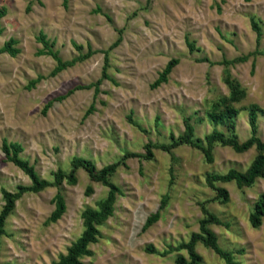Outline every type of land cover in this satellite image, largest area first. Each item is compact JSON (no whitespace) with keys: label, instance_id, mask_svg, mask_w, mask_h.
Segmentation results:
<instances>
[{"label":"rangeland","instance_id":"1","mask_svg":"<svg viewBox=\"0 0 264 264\" xmlns=\"http://www.w3.org/2000/svg\"><path fill=\"white\" fill-rule=\"evenodd\" d=\"M1 9L0 49L13 39L18 53H0V213L2 190L18 197L0 236V264L57 263L82 235L83 211L108 197V184L119 189L112 214L96 226L81 264L188 260L179 246L201 233L208 215L216 222L205 228L234 264H264V170L250 186L209 180L245 173L256 158L254 147L223 143L251 138V106L254 135L264 142V0H0ZM41 34L63 62L90 55L53 74L55 60L39 55ZM235 88L241 95L229 118L222 101ZM214 132L224 141L209 149ZM3 142L20 145L18 157L44 189L21 193L31 180ZM75 158L96 177L114 170L96 181L73 168ZM57 194L65 211L52 222ZM194 250L198 264H225L202 240Z\"/></svg>","mask_w":264,"mask_h":264},{"label":"trees","instance_id":"2","mask_svg":"<svg viewBox=\"0 0 264 264\" xmlns=\"http://www.w3.org/2000/svg\"><path fill=\"white\" fill-rule=\"evenodd\" d=\"M5 13L6 11L4 9L0 10V36L3 32V28L1 26V19L5 16ZM253 27L255 28V30H257L255 23H253ZM38 41L43 46V49L39 52V55H49L56 62V67L53 71V74L63 71L67 67L75 64L76 61L85 59L90 55L89 53L85 57L78 58V60H73L71 62H63L58 57L57 53L51 50L49 43L44 35L41 34L38 38ZM15 43L16 42L13 39H10L0 49V53H7L8 55L14 57L18 53V50L14 48ZM174 63L175 61H172L167 64L164 71L160 74L159 78L155 82V86H158L166 81V77L170 73L172 67L174 66ZM37 80L32 81L30 83V86L35 85L37 83ZM240 95L241 92L235 88L232 91L231 98L227 101L226 100L222 101V103L225 106V113L229 118H231L234 114L233 103L239 99ZM256 109L257 108L255 106H251L249 109V117L251 121V128L253 135L245 143L239 144L234 139L224 141L217 132H214L209 137L207 142L209 149L212 147V143L216 140L224 141L223 142L224 144L231 146L236 151H243L251 147H254L257 152V156L254 159L253 163L245 173L229 171L224 176L209 177V180L234 181L239 186H243V185L250 186L254 182L255 178L258 177L264 170V142H262L254 135L256 132V126H255ZM192 133H193V128L187 122H185L184 138L186 141H189V139L192 137ZM2 151L6 155L7 159L10 162H12L15 166H17L31 180L32 186L28 188H21V193H24L26 191L37 193L47 186V183L45 181L39 179L38 175L34 172L33 168L29 166L27 162L21 160L18 157L19 153L22 151L20 145L15 143L10 144L7 142H3ZM208 157H210V155H208ZM72 166L74 169L79 167L84 168L93 180L103 181L105 183H106L107 175L112 170H114V166L106 167L102 170L101 175L99 177H96L93 173V166L90 165L88 162H84L81 159L75 158L72 161ZM59 180H60V176L57 178V181ZM108 188H109L108 197L106 198V200L99 203L98 210L86 209L83 211L81 215L84 226V231L82 235L68 249L67 254L65 256H61L59 261L55 264H81V262L79 261L80 256L88 254L87 252L88 245L96 242V237L98 234L96 226L101 224L112 214V204L114 201V197L119 192V189L112 184H108ZM219 193L223 196L225 195L222 190H219ZM2 196L4 198L5 205L0 213V236L4 233L3 230L4 222L14 207V200L18 197L15 195H11L4 190H2ZM53 202H54V210L51 214V221L55 222L58 219H60V217L63 215L65 211V203H64V199L60 194H57L54 197ZM262 214H263V203L258 202L255 206V214L251 216L252 225L254 227H257L259 225L260 216ZM155 218L156 216L149 218L146 221L145 227H148ZM210 221L216 222V219L213 216L208 215V219L201 222L200 225L201 233L194 234L188 243L179 246V249L186 250L188 254V260L184 259L183 257H179L176 260V264H198L199 257L194 250V245L197 240H202L206 246L210 247L221 259L224 260L225 264H234L232 261L231 254L221 250L216 243V238L214 234L205 228V224Z\"/></svg>","mask_w":264,"mask_h":264}]
</instances>
